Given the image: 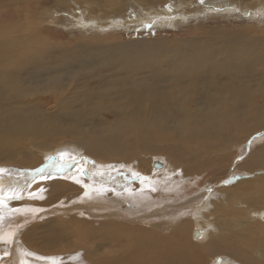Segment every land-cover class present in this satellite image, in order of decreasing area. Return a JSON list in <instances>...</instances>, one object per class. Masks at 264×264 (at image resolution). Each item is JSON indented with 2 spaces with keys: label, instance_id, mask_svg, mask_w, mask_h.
I'll list each match as a JSON object with an SVG mask.
<instances>
[{
  "label": "bare ground",
  "instance_id": "1",
  "mask_svg": "<svg viewBox=\"0 0 264 264\" xmlns=\"http://www.w3.org/2000/svg\"><path fill=\"white\" fill-rule=\"evenodd\" d=\"M160 16L163 15L158 13V16L154 17L157 19ZM151 17L149 14L145 16L146 19ZM73 20L74 23L78 22L80 27L92 23L85 18ZM110 22L113 23V20ZM158 22L172 24L168 20ZM102 23L106 24L105 21ZM29 25L30 23L21 29L11 24L8 33L4 30V34H0V161L14 160L22 164L25 162L32 167L25 173H19L17 169L11 170L8 166H1L0 169L4 171L0 172V199L17 197L18 194L25 195L26 189H31V185L37 188L45 182L44 186L50 193L47 202L56 201L62 194L74 195L82 202L80 199L83 191L94 188L90 186L94 181H90L93 177L98 179V175L102 173L100 169L104 167L103 161H127L137 153L147 151L151 153V157H154V153H163L177 166L180 164L183 172L187 174L174 177L166 167L155 172L153 176H143L138 182L137 172L126 165L130 168V172H126L129 175L121 171L123 175L118 177L125 180H118L117 175H113L115 172L110 174L117 186H126L124 181L134 187L137 185L133 183L134 180H138L135 181L137 183L149 182L151 187H147L153 192V196L150 195L152 202L166 198L171 188V200L175 202L173 197L179 201L178 211L191 213L197 210L199 213L207 203L206 187H195L196 191L185 197L192 192L191 185L197 182V179L203 180L207 174H212V179L219 182L221 178L231 179L235 171H245L246 177L242 176L231 188H222L229 192L230 201L227 198L229 203L223 211L227 215L217 213L221 218L218 224L224 221L220 232L225 231L227 234L217 232L203 251L218 253L214 257L208 256L211 262L220 260L223 255H220V252L223 250L242 260L243 264H264V222L257 219L261 216L264 221V209L258 210L264 208V173L258 174L259 171H264V168L255 170L264 166V35L244 36L241 30L223 31L210 28L200 36L176 39L175 42L168 39H163L165 42L161 39H141L103 43L90 38L81 41L77 39V42L71 40V43H51L47 40L49 37L46 33H29ZM91 25L96 28L89 27L88 31L100 30L99 23ZM19 28L20 32L16 35ZM181 100L188 101L189 105H182ZM95 118L99 119V122L95 121ZM61 134L71 135L72 138L61 139ZM258 134L261 136L254 137ZM257 141L260 144L255 145L252 153L250 151L241 168L231 169L232 160ZM27 145L42 147L40 150L43 151L44 159L27 150ZM144 160L146 159H140L139 162L143 163ZM153 161L156 162V159ZM110 164L105 165L110 167ZM114 165L119 167L117 163ZM84 167H87L86 170L90 169L92 178L84 180L81 177L80 173ZM214 171L218 173H213ZM95 183L94 185L97 184ZM250 186L255 187L250 192H243V189ZM210 187L213 185L210 184ZM145 194L147 195V192ZM39 197L42 200V197ZM186 198L187 200H184ZM122 199L124 200L123 197ZM151 201H148L145 207L149 206ZM156 208L153 209L155 216L165 212L164 208ZM34 209L36 210L35 207ZM34 209L32 213L36 212ZM100 213L102 212H99V215ZM118 214L120 215L119 212ZM136 215L131 214L130 217L137 218ZM52 217L46 221L51 229L48 237L52 242H57L64 237L66 229L59 227L57 219ZM193 219L197 221V217L194 216ZM107 221H93L98 223L96 230L100 229L103 233L101 235H105L109 240V231L113 229L111 227L119 226L118 228L132 235V242L127 255H112L103 260L104 257L100 262L138 264L158 256H166L174 261V264H189L185 260L188 256L199 264V261L205 258L201 252L198 254L193 244L178 243L172 238L171 244L168 243V235L153 230L158 228L157 222L149 227L143 225L147 227L143 228L137 224L135 226ZM84 222L89 223L85 220ZM179 227L177 233L186 235L189 223L183 222ZM193 231L194 229L192 233ZM42 241L44 240L39 238L34 242L39 244ZM164 244L171 251V255L161 251Z\"/></svg>",
  "mask_w": 264,
  "mask_h": 264
},
{
  "label": "rangeland",
  "instance_id": "2",
  "mask_svg": "<svg viewBox=\"0 0 264 264\" xmlns=\"http://www.w3.org/2000/svg\"><path fill=\"white\" fill-rule=\"evenodd\" d=\"M158 13L162 14L163 16H160L157 19H155V17L158 16ZM148 14L149 16H152L153 18L151 17L149 19H146L145 16H148ZM75 18H78L81 20H84L85 18V20H91L90 22L94 24L99 23L98 26L100 30L97 32H94L93 30L88 31L89 27L96 28V26H92L91 25L92 23H89L86 26L80 27V24L78 22H75L76 24L74 23L73 19ZM106 18H110V19H106ZM112 20H113V23L110 22ZM139 20H142L143 22H140ZM159 20H168L172 22L173 25L159 23L158 22ZM175 20L177 21L173 23ZM102 21H105L106 24L102 23ZM114 21L116 22L114 23ZM29 23H30L29 27L31 28L29 30V33L31 34H38V33L45 34L46 33V35L49 37L47 40L51 43H53L54 41H56V43H71V40L76 41L77 39H80L77 41H81V40H87V39L89 40L90 38L95 41L100 40V42H103V43H106L108 41H113V40L121 41V42L122 41L123 42L124 41H137V40L141 41V39H151V40L161 39V41L163 42H165L163 39H168L170 40V42H175L176 39H185L193 35L200 36L203 31L208 30L210 28H213V29L218 28L223 31L241 30L243 31L242 34L244 36L246 34L262 36L264 35V0H203V2H201V0H155V1L154 0H119L117 2H112V1L110 2L109 0H0V30H1L0 34L1 33L4 34V30L6 33H8V31L10 30L9 26L11 24L14 25V27L16 25V27H20L21 29H23L22 27H25ZM116 23L118 25L114 26L113 24H116ZM105 26H106V29H105ZM20 28L19 30H16V32H18L16 35L19 34ZM93 34H96V35L93 36ZM81 35L82 37L80 38ZM144 42H150V41H144ZM38 51L39 49H37L36 52ZM40 100H44V99L40 98ZM181 103L182 105H185V106L189 105V102L186 100H181ZM94 120L99 122V119L97 118H95ZM259 135L260 134L254 135V137L258 138L261 136ZM68 137L72 138L71 135L67 136V134H61L60 136L61 139H65V140L70 139ZM253 144H254L253 145L254 148L253 146L250 147L249 149L245 150L243 153L239 154L240 156L238 155L232 160V163L230 165L231 169L236 168V170H239V168H241V165L244 163L243 160L247 158L250 151L251 153L254 151V149L256 148L255 145H259L260 143L257 141ZM26 149L29 151L31 150V152L33 153L35 152L34 154L36 156H39V158L44 159L43 158L44 154L42 153L43 151L40 150V149H43L42 147L38 145H35L33 147H30V146L28 147L27 145ZM154 154H155L153 155L154 157H151V153L144 151L143 153L142 152L137 153L135 157H131L127 159V161H123V160H119V161L109 160L108 162L103 161L102 164L104 165V167L103 169H100L102 170L101 174L103 175L101 174L98 175L97 177L98 179H95L94 177L92 178L93 175L90 169L88 168L89 170H86L87 167L86 168L84 167L80 173L81 177L84 178V180L92 178V181L90 182L91 183L93 181L94 182L92 183L93 185H90V186H93L94 188L91 187V190L90 188H88L89 191L86 190L89 194H86L87 192L83 191L81 199H80L82 200V202L77 200V198L74 195L68 196L66 194H62L60 196L61 198L60 197L58 198L60 200L57 199L56 201H53V202H47L49 201L47 198L50 197L49 196L50 193H49V189L46 186H44L45 182H42L43 184L41 183L40 186L37 188L36 186L31 185L30 186L31 189L29 188L26 189L27 192H25V195L22 194L23 196L18 194L16 200L11 199V197H6L3 199L1 198L0 199V204H1L0 205V212H1L0 213V229L3 228L5 231L0 230V244H1L0 245V248H1L0 249V264H114L113 261L111 263L110 262L104 263L100 261L104 257L105 258L103 260L112 257V255H122V254L127 255L129 253L128 252L129 246L131 245V242H132V235L128 234L126 230L118 228L119 226H112L111 228H113L114 230L111 229L109 231L111 238L107 240L105 235H101L103 233L100 232V229L96 230L99 226L98 223L93 222V221L108 222L107 220L109 221L112 220L114 221L113 223L117 221L121 224L122 223H128V224H133V225L137 224L140 227H143V225L149 227V225L155 224L157 222L156 224L158 225V228H153V230L157 231V233L159 234L168 235V243L171 244V238H172V239H175L178 243L186 242L188 244H193L194 247L196 246L195 250L196 249L198 250L197 251L198 254L199 252H201L205 256V258H203L202 261H199V264H243L242 260H239V258L237 259L233 257L229 253L227 254V252L223 250L220 252V255L222 253L224 256L221 255L220 260H218L217 262H211L210 260L211 258H208V256L210 255L209 257H214L218 253L214 254V253H209L208 251L207 253H204L205 251L203 250L205 248V245L207 246L214 239L215 237L214 235L217 232H220L221 227L225 224L224 221H220L219 222L220 224H218V221L221 218L217 214L219 212H221L220 214H226L223 211H225L224 208L229 203L227 202L228 199L230 201V197H228L229 192L223 189L231 188L234 184H236L237 181L241 180L240 178H242V176L246 177L247 174H245V171H242V172L235 171L236 173L235 175L231 177V179L221 178L219 179V182L217 179H212L213 178L212 174H207L206 177L203 178V180L197 179L199 182L198 181L194 182L191 185V188L192 186L193 188L196 187L197 189H201L203 188V186L206 187V192H207V193L205 192L206 201L204 200L205 202H207L206 206L205 208L201 209L202 212L199 210V213H197V210L191 213L189 211L181 212L177 210V203L179 201H177L173 197L172 199L175 202L171 200V195H172L171 193H173V192H170L171 188L168 191L169 193L167 192V195H166L167 199L163 197V200L162 198H159L158 200H155L154 202H152L151 200L153 198H151L150 195L153 196V192L152 190L150 191L148 189V187H151L149 186V182H145V183L141 182L142 184L135 182V181H138L140 178L143 179V176L145 175L153 176L155 172L162 171V169L166 167L170 169V171L168 170V172L172 173L174 177L187 174L183 172V168L180 164L177 166L173 160L166 158L165 155H163V153L161 155L160 153H154ZM150 158L152 160L156 159V162H160L161 166L159 168H154L155 161L152 162ZM241 158H242V161H241ZM140 159H146V160H144V162L141 163L139 162ZM0 160H2V157H0ZM145 161H148V162H145ZM109 163H111L110 165L112 166L107 167L105 164H109ZM115 163H117L120 168L114 165ZM20 164L22 163H17V161H14V160L13 161L5 160V162L0 161V167L2 166V168H5L6 166L7 168L8 166V168L11 170L17 169L19 173L20 172L25 173L26 170H30L32 168L28 163L26 164L25 162H23L21 166ZM25 165L28 167H26ZM126 165L130 166L134 171L137 172L138 180L133 181L134 184L138 185V186L136 185L137 187L136 186L134 187L133 184L129 185L130 183L128 184L127 183L128 181L123 182L124 184H126V186L118 187L117 183H115L113 179L110 177V174H113L114 172L115 173L113 175L114 176L117 175L116 176L117 178L120 175H123V172H125V174L126 172L129 173L130 168ZM263 168L264 166H259L255 168V170H260ZM237 172L239 173V175ZM259 172L260 173L258 174L264 173V171H259ZM213 173H218V172L214 171ZM251 177H253V174L251 175ZM118 180H125V178L123 179L118 178ZM140 181L141 180H139L138 182ZM225 181H228V183H225ZM98 182L101 184H99ZM112 182L113 184H111ZM94 183L96 185H94ZM210 184L213 185L212 188L210 187ZM95 186H97L98 188L97 187L95 188ZM32 187L34 190L32 189ZM254 187L255 186H253L252 188ZM43 188L45 189L47 188V189L44 190ZM193 188L191 189L192 192L188 193L187 196L185 197L191 196V194H193L194 191H196V188L195 190ZM248 188L249 187H247V189H243V192H250V190L252 189L251 186L249 189ZM219 189L220 190L222 189L223 192L222 190L220 191ZM144 191L147 192L148 196L145 194L146 192L144 193ZM122 193H124L125 195ZM26 196L27 198H25ZM39 196L42 197L43 201L41 200ZM87 196L90 197V199L93 197L94 198L93 200L92 199L90 200ZM122 197L124 198V200L122 199ZM34 199L41 200L42 203L41 201L40 202L35 201ZM144 199H146V201L147 199L148 201H151L149 206L145 207V205L149 202L148 201L146 202ZM165 200L168 201L166 205L164 204L166 202ZM184 200H187V198ZM14 201H15V204H14ZM24 201L28 205L24 204ZM33 201H35V204ZM70 201L72 202L71 205L69 204ZM22 202L23 204L21 205ZM37 202L40 203V205ZM116 202H119V203H116ZM218 203H220V205ZM43 204L44 205L46 204V205L44 206ZM50 204H53V205H50ZM78 204H81V205L76 206ZM167 204H170V205H167ZM31 205H35V206H31ZM171 205L173 208L171 207ZM222 205L224 206L222 207ZM60 206L63 208H60ZM159 206L161 208H164L165 212L161 213V215L156 214L155 216V212H153L154 211L153 209L157 207L156 209L158 210V208H160ZM34 207L36 208V210L34 209ZM24 209H27V210H24ZM32 209H34V211L36 212L38 210V212L32 213L33 212ZM263 209L264 208H260L258 210H263ZM149 210H152V211H149ZM98 211L102 212L100 213L101 215H99ZM46 212L48 214H46ZM118 212L120 213V215L118 214ZM124 212L126 215H124ZM134 213L137 214L136 215L137 218L130 217L131 214L132 216H135ZM64 214L65 216L69 215L70 217L68 216L65 217ZM70 214L73 216L71 217ZM203 214L205 216H203ZM52 215H54L55 217H52ZM161 216L163 220H165L166 218L165 222L162 220ZM194 216L197 217V221L193 219ZM199 216L200 218H198ZM51 217L57 219L59 223V227L61 228L65 227L64 229H66V234L64 235V237L60 238L59 241L57 242H52V240H50L48 237L49 236L48 234L51 233V229L48 227L49 225L46 224V221L48 220V218H51ZM85 217H88V218L90 217L89 218L90 220ZM125 219H128V220L126 221ZM257 219L264 222L263 219H261V216H258ZM84 220L89 221V223L84 222ZM134 220L135 222H133ZM79 222L81 224L78 225ZM183 222L189 223V227L186 231V235L177 233V230L180 228L179 226H181ZM83 223L84 224L86 223V224L84 225ZM164 224L165 225L169 224V226H165ZM147 227H143V228H147ZM193 229L196 230L197 233H199V236L197 239L194 238L193 236V233H192ZM72 230H74V232H72ZM221 232L227 234V232L225 231H221ZM3 233L4 234L6 233L5 234L6 236ZM39 238L43 239L44 241H42V243L36 244L34 241ZM166 244H164V246L161 247V251L163 252L165 251L167 255H171V251L167 249L165 246ZM185 260L189 264H198L188 256L185 257ZM233 260H235L236 262ZM138 264H174V261L167 259L166 256L164 257L158 256L156 259L147 260L145 261V263L140 262Z\"/></svg>",
  "mask_w": 264,
  "mask_h": 264
},
{
  "label": "water",
  "instance_id": "3",
  "mask_svg": "<svg viewBox=\"0 0 264 264\" xmlns=\"http://www.w3.org/2000/svg\"><path fill=\"white\" fill-rule=\"evenodd\" d=\"M160 166H161V164H160L159 162H154V167H160ZM85 174H86V173H85ZM193 236H194V238H198L199 233H197V231L194 230V231H193Z\"/></svg>",
  "mask_w": 264,
  "mask_h": 264
},
{
  "label": "snow or ice",
  "instance_id": "4",
  "mask_svg": "<svg viewBox=\"0 0 264 264\" xmlns=\"http://www.w3.org/2000/svg\"><path fill=\"white\" fill-rule=\"evenodd\" d=\"M201 2H203V0H201ZM4 171V169H0V172ZM225 183H228V181H225ZM16 196L11 197V199H16Z\"/></svg>",
  "mask_w": 264,
  "mask_h": 264
}]
</instances>
